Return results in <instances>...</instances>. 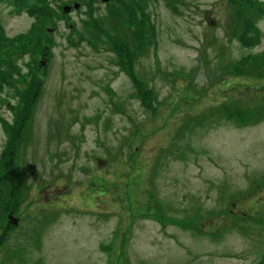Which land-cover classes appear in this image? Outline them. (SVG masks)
I'll return each mask as SVG.
<instances>
[{"label":"rangeland","instance_id":"374dc122","mask_svg":"<svg viewBox=\"0 0 264 264\" xmlns=\"http://www.w3.org/2000/svg\"><path fill=\"white\" fill-rule=\"evenodd\" d=\"M124 1L0 0V264H264V0Z\"/></svg>","mask_w":264,"mask_h":264},{"label":"trees","instance_id":"16d2710c","mask_svg":"<svg viewBox=\"0 0 264 264\" xmlns=\"http://www.w3.org/2000/svg\"><path fill=\"white\" fill-rule=\"evenodd\" d=\"M123 1L124 0H120V3L121 4H126L127 5V7H125L126 11L131 12V10H132L131 7L127 3H125L126 1H124V2ZM132 6H135V5H132ZM134 12H137L135 16L138 17V13H139L138 12V5L135 6ZM117 26H119V25L117 24ZM35 36H36V30L35 29H32L29 37H30L31 40H33ZM115 37H116V35H115ZM115 37H114V39H115ZM116 40H117L118 43H123L124 42V43L128 44L127 41H125L123 39L121 40V39H119V37H117ZM118 52L120 53L121 51H118ZM132 53H133V51L131 52V56H129V53H128V55L125 56V57H123L120 62L123 63L124 61H126L128 63V61H130V59L132 58ZM245 64H246V62L244 64H242V65H245ZM222 70H223V73H226V72L231 71V70L232 71H241L242 70L244 73L248 74L247 72H245L240 67H238V66L235 67V65L233 63H231V65H229L226 69L224 68ZM131 74H132V72H131ZM151 98H152V96H151ZM192 114H194V113H192ZM219 115H225V114L223 113L222 110H219V111H217V116H219ZM186 116H188V115H186ZM199 117L204 118L205 116H203L202 114H199ZM185 119L187 120L188 117H186ZM176 133L177 134L179 133L178 129H176ZM161 151L162 152H166L167 151V147L166 148H163ZM157 162H158V160H157ZM4 175H6V173ZM8 175H9V177H8L7 180H5L4 179V176H2V177H0V181H4V182L10 181L11 176H10V174H8ZM6 186H8V185H6ZM150 201H151V211H153L154 209H157L163 215V218L164 219H167V220H171V221L176 222L173 218H171L169 215L166 214V208L160 203V201L158 200V198L156 197L155 193L152 190H151V200L148 199L147 200V203L150 204ZM186 217H188V215ZM156 218L159 219L158 217H156ZM263 221H264V218H263ZM179 225L182 226L181 224H179ZM6 226H7V231H9L10 229L14 228L16 225H14L13 223L9 222V224L7 223ZM182 227H184V226H182ZM7 240H8V238L5 239V242H7ZM16 247H17V249H21V246H19V245H17ZM7 249L9 250V249H12V248H10L9 246H7ZM16 255H17V250H14L13 253H7V256L8 257H13V256H16Z\"/></svg>","mask_w":264,"mask_h":264},{"label":"water","instance_id":"95a60500","mask_svg":"<svg viewBox=\"0 0 264 264\" xmlns=\"http://www.w3.org/2000/svg\"><path fill=\"white\" fill-rule=\"evenodd\" d=\"M73 5H74V7H78L79 6V3L78 2H74ZM70 8H71L70 5H64L63 6V10L64 11H69ZM205 17H206V20H207V22L209 24H214L215 23V17L210 16V10L206 11ZM96 161H97L98 165H102V164L105 163V160L102 159V158H100V157H96ZM9 216H11V215H9ZM12 220L13 221H16V218L15 217H12Z\"/></svg>","mask_w":264,"mask_h":264}]
</instances>
